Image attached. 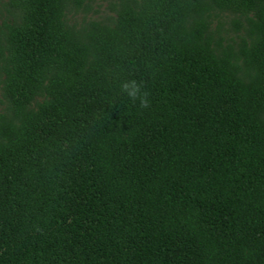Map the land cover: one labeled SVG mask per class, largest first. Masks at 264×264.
Returning a JSON list of instances; mask_svg holds the SVG:
<instances>
[{
  "label": "trees",
  "instance_id": "obj_1",
  "mask_svg": "<svg viewBox=\"0 0 264 264\" xmlns=\"http://www.w3.org/2000/svg\"><path fill=\"white\" fill-rule=\"evenodd\" d=\"M95 1L3 4L0 264H264V0Z\"/></svg>",
  "mask_w": 264,
  "mask_h": 264
},
{
  "label": "clouds",
  "instance_id": "obj_2",
  "mask_svg": "<svg viewBox=\"0 0 264 264\" xmlns=\"http://www.w3.org/2000/svg\"><path fill=\"white\" fill-rule=\"evenodd\" d=\"M119 89L140 110L151 108L152 101L149 92L144 88L142 82H138L136 79L123 80L119 83Z\"/></svg>",
  "mask_w": 264,
  "mask_h": 264
},
{
  "label": "rangeland",
  "instance_id": "obj_3",
  "mask_svg": "<svg viewBox=\"0 0 264 264\" xmlns=\"http://www.w3.org/2000/svg\"><path fill=\"white\" fill-rule=\"evenodd\" d=\"M108 1V0H106ZM106 1H95V4L92 6L93 10H96L98 15L100 16H104L106 13H107V10H106V5H107V2ZM6 2V0H0V21L2 19V16H4V10H3V4ZM95 16V15H93ZM96 17V16H95ZM221 21H223L224 23H226L228 21L227 18L225 17H221L220 19ZM225 28H226V24L223 25Z\"/></svg>",
  "mask_w": 264,
  "mask_h": 264
}]
</instances>
